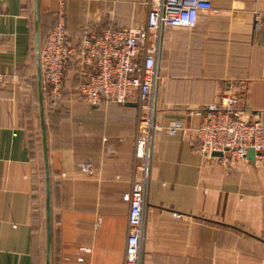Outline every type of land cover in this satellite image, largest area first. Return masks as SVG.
<instances>
[{
  "label": "crops",
  "instance_id": "crops-1",
  "mask_svg": "<svg viewBox=\"0 0 264 264\" xmlns=\"http://www.w3.org/2000/svg\"><path fill=\"white\" fill-rule=\"evenodd\" d=\"M145 3L37 0L39 48L60 14L77 47L143 27ZM210 3L193 27L160 34L140 264H264V167L204 158L194 142L227 93L264 125V0ZM34 42V0H0V264H123L138 109L74 99L72 66L57 97L42 85L46 197ZM173 120L183 128L170 136Z\"/></svg>",
  "mask_w": 264,
  "mask_h": 264
},
{
  "label": "built area",
  "instance_id": "built-area-1",
  "mask_svg": "<svg viewBox=\"0 0 264 264\" xmlns=\"http://www.w3.org/2000/svg\"><path fill=\"white\" fill-rule=\"evenodd\" d=\"M146 20L141 28L107 30L89 34L71 47L65 33L63 16L39 48L41 82L53 97L62 88L70 63L81 81L72 97L86 104L100 102L136 103L138 115L133 146V180L130 185L127 237L123 264H140L143 208L153 151L155 90L160 34L164 28H191L200 11L212 10L210 0H146ZM254 30L264 34V14H256ZM4 76L0 73V83ZM234 94L221 95L207 108L195 129L194 142L204 158L221 164L248 163L253 151V166L264 167V125L244 118ZM183 128L180 120L167 127L170 136ZM219 152L221 156H212Z\"/></svg>",
  "mask_w": 264,
  "mask_h": 264
},
{
  "label": "water",
  "instance_id": "water-1",
  "mask_svg": "<svg viewBox=\"0 0 264 264\" xmlns=\"http://www.w3.org/2000/svg\"><path fill=\"white\" fill-rule=\"evenodd\" d=\"M34 22H35L34 56H35V65H36V81L38 85V106H39L41 136H42V145H43V153H44L45 180H46V190H47L46 197H48V170H47V159H46V149H45V127H44V112H43V99H42V82H41L40 63H39V40L37 36V0H34ZM127 105L137 108L136 103H128ZM212 156H221V153L214 152L212 153ZM247 158L250 161L253 160V151L251 149H249L247 152ZM46 227H48L47 222H46Z\"/></svg>",
  "mask_w": 264,
  "mask_h": 264
},
{
  "label": "trees",
  "instance_id": "trees-1",
  "mask_svg": "<svg viewBox=\"0 0 264 264\" xmlns=\"http://www.w3.org/2000/svg\"><path fill=\"white\" fill-rule=\"evenodd\" d=\"M70 66H72V68H74V64L70 63L68 67H70ZM68 67H67V69H68ZM67 69H66V71H67ZM74 70H75V68H74ZM77 76H78V75H77ZM78 77H79V76H78ZM79 78H80V77H79ZM45 92H47V95L49 94V91H48V90H46Z\"/></svg>",
  "mask_w": 264,
  "mask_h": 264
}]
</instances>
